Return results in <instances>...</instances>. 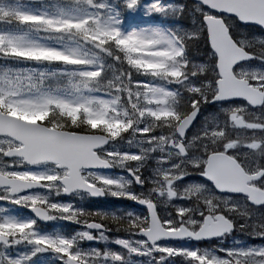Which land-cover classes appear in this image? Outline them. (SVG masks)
<instances>
[{
  "label": "snow or ice",
  "instance_id": "6c2138e0",
  "mask_svg": "<svg viewBox=\"0 0 264 264\" xmlns=\"http://www.w3.org/2000/svg\"><path fill=\"white\" fill-rule=\"evenodd\" d=\"M13 23L30 31H0V264H264V0H24L0 6ZM80 191L139 207L58 199ZM233 232L252 243H213Z\"/></svg>",
  "mask_w": 264,
  "mask_h": 264
},
{
  "label": "rangeland",
  "instance_id": "374dc122",
  "mask_svg": "<svg viewBox=\"0 0 264 264\" xmlns=\"http://www.w3.org/2000/svg\"><path fill=\"white\" fill-rule=\"evenodd\" d=\"M165 2H172V3H175V4H180V3H185V0H165ZM24 3V0H0V6H3L4 8H14L18 5H21ZM152 17H141V22L142 23H145V24H151L149 22V19H151ZM155 18H158L162 21H164V19L162 17H155ZM0 31H9V32H14V33H24V32H27V31H30L28 28H25V27H21L19 25H16V24H0ZM256 62H252L251 64L252 65H255ZM16 67H27L26 65H14ZM34 68H41V67H34ZM212 107L211 106H207L203 111L205 114H207L208 112L212 111ZM16 115H19L23 118H27V119H33L34 117H31V116H28L27 114H24V113H17ZM73 117L75 118L77 113L73 112L72 113ZM92 124L93 126H107L109 124V122H106V121H103V120H98V119H94L92 121ZM113 128L117 127V125H113V124H110L109 126H111ZM115 126V127H114ZM149 167H154L153 165V161L151 159H149L147 161V165H146V168H145V174H149L147 169ZM198 177H194V179L197 180ZM187 179V178H186ZM110 197V200L109 201H102L101 203L105 205V207H102V208H105V209H109V210H113V211H122L127 209V208H124V205H123V200H116L115 198ZM72 203H74L75 205L77 206H81V207H84L83 205L86 204V202H90L88 196H86L85 194H76V196L70 201ZM128 201H124V204L126 206ZM94 207V206H93ZM111 207H114V209H111ZM137 207L133 206L129 208V210H136ZM14 215H17V216H20L21 218H23L25 215H27V213H12ZM63 224V222H58L54 228H60V226ZM76 226H72V228L74 229ZM51 231V230H49ZM67 234V233H65ZM111 235V234H109ZM241 241L242 243H252V241L245 237L243 233H240L238 232L237 234L235 235H231L225 239H223V243H216V247L217 248H220V247H238L239 245H236L234 242L235 241ZM84 247H90V246H96L94 245L92 242H87L83 245ZM210 245L206 244V246H197V247H209ZM109 247H115V245H109ZM133 261L139 259L142 264L143 262L145 261V258L143 257H140V258H137V257H133L132 258ZM178 264V262H177Z\"/></svg>",
  "mask_w": 264,
  "mask_h": 264
},
{
  "label": "trees",
  "instance_id": "16d2710c",
  "mask_svg": "<svg viewBox=\"0 0 264 264\" xmlns=\"http://www.w3.org/2000/svg\"><path fill=\"white\" fill-rule=\"evenodd\" d=\"M188 3H193L189 0H187ZM153 20H156L157 22H161V24H167L168 26H175L176 24H181V26H187V22L186 21H177V20H174V19H168L167 21H162L160 19H155L153 18ZM12 63L11 61H0V64H10ZM27 67H29V65H26ZM41 67V68H45L46 67V70L51 72L53 71V68L52 67H47V66H43V65H31L30 67ZM98 127V126H97ZM104 127H107V126H104ZM115 127V126H114Z\"/></svg>",
  "mask_w": 264,
  "mask_h": 264
},
{
  "label": "flooded vegetation",
  "instance_id": "af4514ba",
  "mask_svg": "<svg viewBox=\"0 0 264 264\" xmlns=\"http://www.w3.org/2000/svg\"><path fill=\"white\" fill-rule=\"evenodd\" d=\"M246 38V37H245ZM25 119V118H24ZM40 179H43V178H37V182L40 180ZM78 194H85L86 196H88L90 202H86L85 204V207H88V208H91L92 206H97L98 207V201L100 199H95V198H92L91 196H89L86 192H83V191H80V192H77ZM109 198V197H108ZM107 198V199H108ZM58 199H62V200H65L66 199V196H62V197H58ZM96 207V208H97ZM13 213H27V210H14ZM50 227V225H48L45 229H48ZM238 232H233L231 235H235L237 234Z\"/></svg>",
  "mask_w": 264,
  "mask_h": 264
},
{
  "label": "water",
  "instance_id": "95a60500",
  "mask_svg": "<svg viewBox=\"0 0 264 264\" xmlns=\"http://www.w3.org/2000/svg\"><path fill=\"white\" fill-rule=\"evenodd\" d=\"M193 1H195V0H193Z\"/></svg>",
  "mask_w": 264,
  "mask_h": 264
}]
</instances>
